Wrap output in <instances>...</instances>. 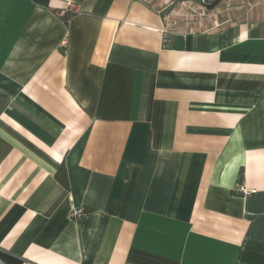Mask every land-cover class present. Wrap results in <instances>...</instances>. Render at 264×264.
<instances>
[{
	"label": "crops",
	"instance_id": "obj_1",
	"mask_svg": "<svg viewBox=\"0 0 264 264\" xmlns=\"http://www.w3.org/2000/svg\"><path fill=\"white\" fill-rule=\"evenodd\" d=\"M173 2L0 0L6 264H264V0Z\"/></svg>",
	"mask_w": 264,
	"mask_h": 264
},
{
	"label": "rangeland",
	"instance_id": "obj_2",
	"mask_svg": "<svg viewBox=\"0 0 264 264\" xmlns=\"http://www.w3.org/2000/svg\"><path fill=\"white\" fill-rule=\"evenodd\" d=\"M245 9L243 0H174L167 17L170 31H204L220 27L227 19L229 9ZM230 16V17H229Z\"/></svg>",
	"mask_w": 264,
	"mask_h": 264
},
{
	"label": "built area",
	"instance_id": "obj_3",
	"mask_svg": "<svg viewBox=\"0 0 264 264\" xmlns=\"http://www.w3.org/2000/svg\"><path fill=\"white\" fill-rule=\"evenodd\" d=\"M68 11L70 12H76L78 9V5L74 2H69L68 5ZM239 192H242L244 194H248V190L245 188V186L242 183H239L237 188H236ZM84 214V209L83 208H76L73 212H72V217L75 219H80L82 217V215ZM0 264H6L2 258L0 257Z\"/></svg>",
	"mask_w": 264,
	"mask_h": 264
},
{
	"label": "trees",
	"instance_id": "obj_4",
	"mask_svg": "<svg viewBox=\"0 0 264 264\" xmlns=\"http://www.w3.org/2000/svg\"><path fill=\"white\" fill-rule=\"evenodd\" d=\"M243 180H244V172L241 171L239 176V183H241Z\"/></svg>",
	"mask_w": 264,
	"mask_h": 264
}]
</instances>
